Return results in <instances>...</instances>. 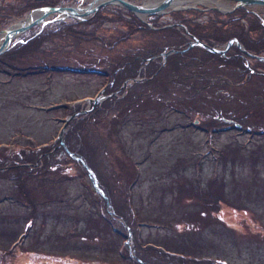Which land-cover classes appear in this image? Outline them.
I'll use <instances>...</instances> for the list:
<instances>
[{
  "label": "rangeland",
  "instance_id": "rangeland-1",
  "mask_svg": "<svg viewBox=\"0 0 264 264\" xmlns=\"http://www.w3.org/2000/svg\"><path fill=\"white\" fill-rule=\"evenodd\" d=\"M21 1L0 0V30L43 6L18 18ZM247 7L264 24V6ZM232 9L226 0H190L160 15L134 14L149 29H161L114 46L128 31L118 18L133 20L118 5L102 7L94 24L76 26L96 41L56 33L58 22L75 18L45 25L42 38H33L39 25L13 38L0 54V167L7 166L0 169V264L141 263L135 254L148 264H181L175 255L136 253L135 243L223 264H264V66L239 76L222 68L235 85L218 89L192 76L172 82L160 67L180 40L162 30L174 22L172 12L188 11L189 24H211ZM156 46L155 63L137 64L130 77L111 76L123 54L145 56ZM89 65L110 74L80 72ZM95 97L98 102H88ZM89 111L96 116L85 121L94 123L70 130Z\"/></svg>",
  "mask_w": 264,
  "mask_h": 264
},
{
  "label": "trees",
  "instance_id": "trees-1",
  "mask_svg": "<svg viewBox=\"0 0 264 264\" xmlns=\"http://www.w3.org/2000/svg\"><path fill=\"white\" fill-rule=\"evenodd\" d=\"M21 3L22 4L19 5L17 9L15 8V12H14L15 16L18 18H20V16L24 12L30 10V8L41 6V5H47L51 7L57 6V5H60V3H62V0H42L41 2L35 1V0H22ZM101 9H99L100 11L98 10L93 16H91L90 18L86 19L83 22L75 21L73 24H68L67 22H63V23L58 22L59 28L55 30L56 33L61 36L77 37L78 39L82 41H87V40L90 41L91 39L96 41L100 37L97 38L98 36L94 35V33H91V32H89V34H87V32L86 33L83 31L81 32L80 30L76 29V26L77 25L84 26L85 24H89V23L94 24L96 21H100L99 19L101 17V12H102ZM124 11L127 12L126 10ZM185 13H188V11L182 10V12H172L171 15L174 18V22L169 23L171 25L170 27L165 26L166 28L162 29L165 32L168 31V32L177 33L180 38V40L177 41L176 45L173 44V46H171L170 49H168V51H172L173 53L166 56L167 59L164 65L163 66L159 65L161 67V70L162 68L169 69L168 71L172 75L171 76L172 82H174V80H180V78L183 79L184 77L191 79L189 76H192L200 84L202 85L204 84L203 86L204 88L218 89L220 88L218 85H221L222 88H228V87H232V85L234 86L235 84L230 81V78L223 76V72H221L222 68L224 69L226 67L234 68V72L237 73V75L238 73L239 75H242L243 71H245L246 73H249L250 69L254 70L260 65L264 66V63H262L261 61H258L252 57H247L243 53V51L240 50L235 44H232L231 46L227 48L225 55H221L218 53L216 54L212 53L199 46L194 45L193 47H189V44L187 45V42H188L187 40L192 39V38L193 39L196 38L197 40L201 41L204 44L206 43L209 46H215V47L225 45L227 44L229 40L235 39L242 45L244 50H246L248 53L253 54V56L260 57L264 55V24L262 23V17L259 15L257 16L253 11L249 10L248 7L247 8H237L232 13L223 15L224 17L226 16L227 18L224 21H220L217 18H215V20H210L211 24L209 23L208 24H205V23L204 24H201V23L189 24L190 21L188 20V18L184 16ZM189 13L191 12L189 11ZM212 13H213V17H221V14L218 11L214 10ZM128 14L130 15V17L132 16L133 18L132 21L131 20L123 21V18H118V21H122L123 23L124 22L126 23V24L124 23V25L128 28V31L120 33L121 35H119L118 38H116V40L112 43V45L110 44V46H114L113 45L114 43L128 40L129 37L136 32L146 31V32L156 33V31L161 29V27H158L156 25H153V26L154 28H157V29H154V28L153 30L149 29L147 24L137 21V20L135 21L134 20L135 16L132 12L128 11ZM97 18L98 20H96ZM94 19L96 21H93ZM245 22L247 24L246 28H244L243 26V23ZM229 27L231 28L229 29ZM232 29H235V30H232ZM43 36H46L45 30H42V32H40L38 35H35L33 38L37 39V38H42ZM168 39H172V38L169 36ZM184 47H186V49ZM160 48L161 47L159 46L154 47L151 52H146L145 56H142V55L140 56L136 54H130V55L123 54L122 57L119 59V62L114 64V66L116 67H114L115 69L111 71V76L130 77L132 73L136 71V67L138 66L137 64H141V62L145 64L150 59L151 60L154 59V57L158 55L157 51ZM244 59L254 60V65L251 66L249 64L250 67L247 69L244 65V62H245ZM155 60L156 59H154L152 62L155 63L156 62ZM135 62H138V63H135ZM152 62L150 63L152 64ZM44 67L46 69H51L54 72L55 71H66V69H68V68L63 69L61 67H55V68L46 67V66ZM68 70L76 72L77 69L76 70L68 69ZM79 70L80 72H83V73H95V74L99 73V74L108 75V76L110 74L102 70L100 67H95L94 65H89L84 68H79ZM182 71L186 72V74L181 73ZM224 78H226V80ZM240 79H242V77H240ZM191 84L194 85V82H192ZM182 85L188 86L187 83L185 84L183 83ZM96 109L97 107L93 108L91 111L95 112ZM92 114L89 111L86 117H81V116H80L81 118L79 116L76 117L75 119L76 120L78 119V120L76 122L74 121L75 123L71 125L70 130L74 131L76 130V127H78L79 132L83 131V129L84 130L88 129L89 126L94 123L92 122V119H93ZM93 116H96V113H94ZM111 116L112 118L116 117V113ZM89 118H92L91 121L86 122L85 120H89ZM103 118H105V115ZM81 123L83 124L81 125ZM63 151L64 150H62V153ZM5 164H1L2 168L4 169L5 167H7L5 166ZM24 164L26 165V163ZM2 168L0 167L1 171L3 172L4 170H2ZM208 197H210V201H211L212 196H208ZM201 199L203 198L201 197ZM215 200L217 202L221 201L220 198H216ZM207 201H209V198H206V200L204 198L202 202L205 203ZM210 201L207 203L212 204ZM132 234H133V231H132ZM122 237L127 239L126 235H122ZM133 237L134 239H137L136 232H135V235H133ZM149 245H147L149 247L145 245V247L140 248L141 249L140 250L135 243L134 249L136 253L141 251L143 255H147L149 257L153 256V257L159 258V257H162L163 255L166 258H171L172 257L171 255H175L181 258L178 261L181 264H183V262L192 263V264H223L222 261H220L217 258L215 259H211V258L199 259L196 257L190 258L184 255L180 256L176 252H169L168 250L162 247H158V246L151 245V244ZM135 256L141 262V263H138L137 261L138 264H148L146 263L147 261L145 260L144 256L140 254L139 256L135 254Z\"/></svg>",
  "mask_w": 264,
  "mask_h": 264
},
{
  "label": "water",
  "instance_id": "water-1",
  "mask_svg": "<svg viewBox=\"0 0 264 264\" xmlns=\"http://www.w3.org/2000/svg\"><path fill=\"white\" fill-rule=\"evenodd\" d=\"M41 2L42 0H35ZM174 0H162L159 4L153 6H145L141 4H135L128 0H92L87 5L84 6H41L34 9H31L30 12L27 14V17L20 21V23L10 25V27L6 29L0 30V33H3L2 40L0 42V54L5 52L6 49L10 46L14 37L21 35V33L31 30L33 26L39 25L42 28L47 25L51 24L56 21H63L66 18H75L78 21H85L89 16L94 15L100 8L106 7L107 5H118L121 8L125 9L126 11L132 12L133 14L139 16H150V15H160L161 13H167L168 9ZM225 1V0H223ZM233 3V9L236 10L237 8H245L247 6H264V0H226ZM229 12V11H227ZM33 13H40V15L36 18L30 19ZM52 15H55L50 19ZM15 25V26H14ZM233 40H229L223 49L218 47L209 46L206 43H202L201 41L194 38V42L189 46L192 47L194 45L200 46L203 49H206L212 53H218L224 55L227 51V47L232 45ZM235 44L239 47L246 55L249 53L242 49L241 44L235 40ZM172 51L164 52V55L167 56L171 54ZM257 60H264V56L256 57ZM134 81H139V79H134ZM88 102H98L99 98H89L87 99ZM75 115V114H74ZM73 115V116H74ZM70 116L69 118L73 117ZM68 118V119H69ZM67 122V121H66ZM63 129L59 131V142L61 143V132ZM87 168V165L82 163ZM89 173L91 172L88 169ZM94 182V178L92 179Z\"/></svg>",
  "mask_w": 264,
  "mask_h": 264
},
{
  "label": "bare ground",
  "instance_id": "bare-ground-1",
  "mask_svg": "<svg viewBox=\"0 0 264 264\" xmlns=\"http://www.w3.org/2000/svg\"><path fill=\"white\" fill-rule=\"evenodd\" d=\"M160 1L162 0H145L142 4L145 5V6H153V5H157L160 3ZM190 0H174L171 4V6L166 9L168 11H170L171 9H179V8H182V6H185ZM40 15V13H33L31 16L30 19H34L36 17H38ZM142 18H144L145 16L144 15H140ZM20 23V22H19ZM15 26V25H14ZM2 36H3V33H0V42L2 40Z\"/></svg>",
  "mask_w": 264,
  "mask_h": 264
},
{
  "label": "flooded vegetation",
  "instance_id": "flooded-vegetation-1",
  "mask_svg": "<svg viewBox=\"0 0 264 264\" xmlns=\"http://www.w3.org/2000/svg\"><path fill=\"white\" fill-rule=\"evenodd\" d=\"M249 57H251V56H249ZM246 60V59H245ZM246 68L248 69L249 67L248 66H246ZM253 71V70H252Z\"/></svg>",
  "mask_w": 264,
  "mask_h": 264
}]
</instances>
